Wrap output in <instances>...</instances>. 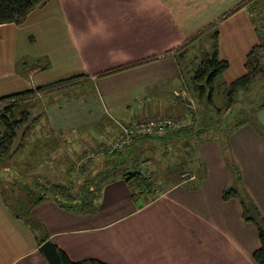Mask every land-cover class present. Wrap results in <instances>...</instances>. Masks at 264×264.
Masks as SVG:
<instances>
[{
	"label": "crops",
	"instance_id": "1",
	"mask_svg": "<svg viewBox=\"0 0 264 264\" xmlns=\"http://www.w3.org/2000/svg\"><path fill=\"white\" fill-rule=\"evenodd\" d=\"M242 1L46 0L20 24L0 25L9 28L10 45L20 41V35L23 46L34 49L25 61H0V97L87 75L72 94L34 92L26 102L38 106L43 130L51 136L87 132L88 141L75 154L68 151L67 141L55 143L63 147V158L69 156L68 164L86 149L103 148L105 140L133 118L166 115L186 121L193 111L185 93L194 96L186 76L194 65L186 69L178 62L182 50L216 31L217 57L228 63L221 75L233 60L240 76L245 54L257 43L251 4L239 6ZM41 43L45 50H37ZM59 44L68 47L76 61L66 54L58 57ZM117 68L122 69L94 77ZM232 80L224 78L222 83ZM255 118L264 130V108ZM208 143L196 151L201 175L196 183L183 187L177 179H168L157 197H136L135 187L116 175L102 185L92 215L65 212L49 200L32 206L31 215L42 226L35 231L14 219L0 198V264H47L38 250L44 241L71 262L254 264L250 256L258 246L255 228L242 220L237 196L221 199L231 180L221 143L206 148ZM227 143L240 189L264 218V145L248 123L232 127ZM24 155L13 150L11 159L19 161ZM48 170L51 175L53 169ZM95 172L94 167L86 173Z\"/></svg>",
	"mask_w": 264,
	"mask_h": 264
},
{
	"label": "rangeland",
	"instance_id": "2",
	"mask_svg": "<svg viewBox=\"0 0 264 264\" xmlns=\"http://www.w3.org/2000/svg\"><path fill=\"white\" fill-rule=\"evenodd\" d=\"M261 2L264 3V0H261ZM253 6L252 3V7ZM259 17L262 18V15ZM8 30L9 28L0 27V61H8L9 59L16 57H18V59H23L20 61H25V55L31 53L34 49L23 46L22 37L20 35L16 37L17 39H20V41L15 40V45H10L7 37ZM212 31L201 35L193 46L188 47L189 49L186 47L182 50L184 57L182 61L178 62L184 65L186 69H190L191 65L195 66L199 59L205 54H210L212 43L209 39H211L210 36ZM210 45L211 48L209 47ZM40 46L41 49L37 50H45L42 43ZM59 46L60 53H55L58 57L66 54L69 61H76L74 55L69 52L68 47L65 49L64 44L63 47L61 44H59ZM44 61L47 60L45 59ZM230 65L229 70L225 72V74H220L214 79L212 83V91L210 93H208L207 89H205L202 94L199 90H194V96H190L188 92L185 93V98L189 100L192 108L191 111H193V115L191 116L187 113L188 117L186 118V121L181 120L180 118L166 116L171 118L175 124H177L176 127H180L183 124L187 126L190 125V127L192 126L194 128V136L181 137L175 140H165L161 138H145L143 140H137L128 150L126 154L127 156L124 157L123 162L115 164V171L117 172L115 173L118 174L121 168L129 170L136 168L138 170L145 168L150 169L152 170V182L158 184L159 188L163 185L162 183H165L168 179H177L181 186H187L190 182L185 184L180 183L181 174L183 173L193 175L194 179L191 182H193V184L196 183L198 180L197 177L201 176L194 171L197 165L196 151L198 146L203 142H209L206 148L210 147L214 141L222 143L234 124L250 120L253 117V114H256L258 111V106L264 103V79H256L247 88L238 90L235 94L230 95L228 93L225 86L226 84H223L222 81H224V78L234 79L238 76V73L236 72V61H230ZM30 76L31 73L29 74V79ZM192 76V73L186 76V80L188 79L186 85L189 83L191 86V83L193 82ZM75 89L76 88L70 89L67 93L72 94ZM207 95L209 96V101L207 100ZM12 110L15 114V119L21 118L20 113L22 112L27 114V122L20 126L11 146L12 151L18 149L20 152L24 151L25 155L20 156V158H18L20 160L15 162L11 159V154L7 153L2 155L3 162L0 164L1 200L3 198L7 203H11L17 196V187L12 185V183H24L32 188V186H34L33 184H36V182L39 183L46 181L53 183H70L76 187L82 181L83 177L87 175L86 172L90 169L95 167L96 171L97 169L104 170L112 165L111 161L109 162V160H105L101 157L89 161V163L83 167V170L81 172L79 171L77 177L73 178L71 176L72 165L77 157L72 158L69 161V164L66 163V159L67 157L69 159V156H65L64 159L62 156V151H64L63 147H60V145L58 147L55 143L58 142L61 144L63 141H67L68 151H72L75 154L74 150L81 149V146H85L88 141L85 140L87 132L83 131L71 135L72 138L69 135L66 136L62 134H54V136H51L43 130V116L36 104L29 106L26 102H23L21 106L14 107ZM2 111L3 110L0 108V113ZM3 126L4 125L0 123V130ZM24 128H26V130H23ZM22 131H24V133L26 131L24 134L26 136L22 137ZM162 134L163 131H160L157 133V136H161ZM54 148L57 152H55ZM53 152L55 159L51 162L49 159H52ZM21 155H23V153H21ZM17 157L18 156H16V158ZM114 162H116V160H114ZM35 164L36 166H34ZM48 169H53L51 170V175L49 172L50 170ZM65 172L67 173L66 176H64ZM228 173L231 180L229 170ZM238 188H240V186L237 187V190ZM2 192L5 198L2 196Z\"/></svg>",
	"mask_w": 264,
	"mask_h": 264
},
{
	"label": "trees",
	"instance_id": "3",
	"mask_svg": "<svg viewBox=\"0 0 264 264\" xmlns=\"http://www.w3.org/2000/svg\"><path fill=\"white\" fill-rule=\"evenodd\" d=\"M46 0H0V25L4 24H20L25 16L34 8L42 5ZM250 3L249 14L252 28L256 33L257 43L249 48L245 54L243 62V73L237 78L226 84L227 91L230 95L235 94L238 90H243L252 84L256 79H264V3L261 0H243L239 6ZM253 3V7H252ZM237 8V7H235ZM262 15V18L259 17ZM216 31L211 34L212 50L210 54H205L198 61V63L192 69V92L199 90L202 94L205 89L208 93L212 91V83L214 79L219 76L228 68V63L223 60H219L216 53ZM122 68L110 70L106 73L98 74L94 77L109 74L111 72L118 71ZM87 75H76L66 79L55 81L44 87H36L33 90H25L18 93L10 94L0 97V108L3 110L0 113V123L3 124V128L0 130V164L3 162L2 155L11 154L12 143L16 138L17 131L20 126L25 123L27 114L25 112L20 113L21 118L15 119L13 108L21 106L23 102L31 100L34 92L44 93H60L74 89L76 86L80 89V84L85 82ZM85 80V81H84ZM209 101V96L207 95ZM228 105V103H227ZM264 108V103L258 106V109ZM248 123L254 132L258 135L264 145V130L262 126L253 117L245 122H238L232 127H236L238 124ZM23 130H26L24 128ZM163 134L157 136V131H152L148 135H136L130 143L121 152H112L103 156L105 160L111 161L107 169L98 170L94 174H87L83 177L82 181L74 187L70 183H53V182H39L29 187L28 185L21 183H12L17 187L18 194L12 200L11 203H7L6 200L2 202L9 212V214L16 220L24 224L28 229L35 231L42 229L41 224L31 215L32 206L43 200H49L53 202L58 208L68 213H76L80 215H92L97 210V200L99 198L102 185L114 178H120L125 183H129L134 190L139 189L142 194H151V178L144 177L138 169H126L121 170L116 174V165L123 162L125 156L130 147L137 141L145 138H161L165 140H175L181 137L194 136V128L190 125H184L180 127H174L170 129L162 130ZM26 133V131H25ZM22 131V137L26 136ZM221 152L224 157V162L231 174V186L225 188L221 193V199L226 200L230 197H238L241 206L242 220L244 222L253 225L257 235L258 246L251 253V260L254 264H264V218L260 215L258 210L252 205L250 199L247 198L245 193L237 187L240 186L239 171L234 161L232 160L227 143V135L220 144ZM116 160V162H114ZM89 163V162H88ZM110 163V164H111ZM86 166V165H84ZM81 167L80 172L83 170ZM199 164L197 163L195 172H198ZM116 172V173H115ZM116 174V175H114ZM198 176V175H197ZM200 176L197 177V179ZM236 186V188H235ZM2 196L4 194L2 192ZM5 198V197H4ZM55 250L58 254L61 264H104L95 260H84L79 262H71L68 258L59 251L56 247Z\"/></svg>",
	"mask_w": 264,
	"mask_h": 264
},
{
	"label": "built area",
	"instance_id": "4",
	"mask_svg": "<svg viewBox=\"0 0 264 264\" xmlns=\"http://www.w3.org/2000/svg\"><path fill=\"white\" fill-rule=\"evenodd\" d=\"M177 124L166 115H159L156 117H139L133 118L128 124L120 125L119 131L114 138L106 139L104 147L99 149H86L83 154L76 158V161L72 165L71 176L77 177L82 166L86 165L89 161L99 159L106 154L112 152H121L130 143L132 138L136 135H148L152 131L160 132L164 129H170L176 127ZM140 173L144 177L151 178L152 170L150 169H139ZM194 179L193 175L187 173L181 174V184L191 182ZM151 190L153 194H160V188L158 184H154L151 180ZM143 192L139 189L134 190V196H139Z\"/></svg>",
	"mask_w": 264,
	"mask_h": 264
},
{
	"label": "water",
	"instance_id": "5",
	"mask_svg": "<svg viewBox=\"0 0 264 264\" xmlns=\"http://www.w3.org/2000/svg\"><path fill=\"white\" fill-rule=\"evenodd\" d=\"M38 250L47 264H61L55 246L50 241H44L39 245Z\"/></svg>",
	"mask_w": 264,
	"mask_h": 264
}]
</instances>
